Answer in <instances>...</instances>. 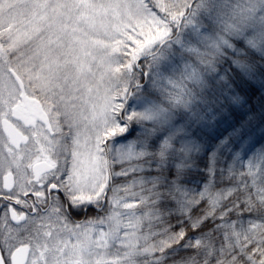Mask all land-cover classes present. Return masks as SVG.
<instances>
[{"label":"snow or ice","instance_id":"obj_1","mask_svg":"<svg viewBox=\"0 0 264 264\" xmlns=\"http://www.w3.org/2000/svg\"><path fill=\"white\" fill-rule=\"evenodd\" d=\"M0 264H264V0H0Z\"/></svg>","mask_w":264,"mask_h":264}]
</instances>
